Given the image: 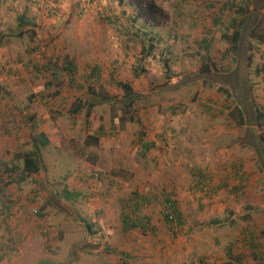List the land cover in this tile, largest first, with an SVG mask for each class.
Wrapping results in <instances>:
<instances>
[{
  "label": "rangeland",
  "instance_id": "374dc122",
  "mask_svg": "<svg viewBox=\"0 0 264 264\" xmlns=\"http://www.w3.org/2000/svg\"><path fill=\"white\" fill-rule=\"evenodd\" d=\"M142 1L162 14L144 17ZM255 2L0 0V161L31 147L19 125L33 117L51 142L43 165L62 158L63 168L3 178L9 229L26 246L10 252L12 233L0 230V264H264L253 117L264 111V0ZM230 29H242L237 54ZM80 100L96 104L91 114L73 112ZM238 105L244 126L229 117ZM96 134L98 144L86 141ZM126 218L145 230H125Z\"/></svg>",
  "mask_w": 264,
  "mask_h": 264
},
{
  "label": "trees",
  "instance_id": "16d2710c",
  "mask_svg": "<svg viewBox=\"0 0 264 264\" xmlns=\"http://www.w3.org/2000/svg\"><path fill=\"white\" fill-rule=\"evenodd\" d=\"M244 1H248V0H244ZM255 1L256 0H249V5H252V4L254 5L256 3ZM142 4H144V17L150 18L152 16L151 14H153V13L162 14V9L159 6H157L153 1L150 2L148 5H145L147 3H145V2L143 3V1L141 3H138V5L134 3V5L139 6V7H141ZM249 5H247L245 8H243V6H242L241 9L243 10V13L244 12L251 13V12H249V8H250ZM239 13H241V10ZM24 24H25V21H23V25ZM241 30L242 29H239L237 31H233L232 29H230L231 32L225 34V38L231 40V42L234 43L235 48L232 51L236 54L239 53V51H240L239 44L243 39V33ZM232 31H233V34H232ZM0 46H1V42H0ZM72 65H74V62L70 61L69 67H68V65L66 67H68V71L71 75H75V69L73 68ZM165 65H166V68H165L166 77H167V79H171L172 75L170 74L171 71L169 69L168 62H166ZM97 71H99V68H96V72ZM205 71L210 73L211 69L209 67H205ZM93 72L95 73L94 69H93ZM60 76L61 75H59V72H56L54 74V77H55L54 80H56V77H60ZM94 76H95V74H94ZM118 86L128 94V97L131 98L133 92H131L132 88L129 84L118 83ZM91 90L93 91L95 97H99L100 99L102 98L101 102L106 103V102H109L110 100H112L111 97L108 98V96L106 94H104L103 92H101V90L98 92H95L94 89H91ZM86 105H87V101L80 100L78 102V104H76L75 109H73V112L75 114L80 113L84 109V106H86ZM125 105L128 108L132 107V100L129 101V103H125ZM87 106H88L87 115H89V114H91L92 109L96 106V104L90 103ZM259 110L258 109L255 110L256 114L253 117H254L256 125L262 131L260 139L264 145V111L263 110L259 111ZM244 114L245 113L242 109V106L238 105V106H236V108H234V110H232V112H230L229 117L231 119L233 118L239 124V126H244L247 123V120H246ZM129 117H132V116L130 115ZM133 118L134 117H132L130 119H133ZM24 121H25V124L19 125L20 127H22L19 130L22 133L26 134L27 138L29 139L28 142H30L29 144L31 147H29L27 149H23L21 151L22 153L17 154L15 156L16 160H12L10 162H4L3 160L0 161V198H1V202L3 203L4 209H5L2 212L3 214L2 213L0 214V230L7 229L9 233H12V237L10 238V242H11L10 252L14 251V249L17 245H21L23 243L22 241L24 240V238L22 239L21 235L22 234L25 235V233L23 230H19V233H21V234H20V236H16L13 233L14 230L12 231L9 229L10 223L8 220H10V218L12 216L13 202L11 200L10 195L5 193L6 187L4 185L3 178L7 176L9 179H11L9 184H12V183H15L14 181H16L17 177H19V181L21 183L22 181L24 182V180H26L28 178L34 179L35 177H37V175H40L42 173V171H44V170H47V172L49 174H52L53 176H55L56 174L59 176L63 172V168L61 166V159L62 158L61 159L57 158V161L54 162V164H49L47 166L43 165V155H42L41 149L51 145V142H50L49 136L45 132H38V128H39V124H40L39 121H37L35 119L33 120V118L31 119V117H28V119H25ZM4 129L6 130V128H4ZM89 139H92L94 144H98L100 142V135L96 134V135L88 136L86 141L88 142ZM151 147H154V145L151 144L150 146H148V150L151 149ZM16 161H18L21 164H18ZM94 162H95V160H93L92 163H94ZM19 170H21V172H22L21 176L20 175L18 176ZM15 175H16V178H14V180H13V177ZM41 183H44V182H41ZM64 194H65L66 200H70L73 196L77 195L75 193L70 192V190L69 191L65 190ZM166 201L169 202V205L167 204L168 207H170L172 212H174L175 211L174 206L172 203H170V199L167 198ZM44 211H45V208L43 207L40 209V211H38V210L36 211V215L38 217H40L41 219H44L46 216ZM164 218H165L166 223H169V224L175 221V220H173V217L170 216L168 213L164 214ZM219 221H220V223L224 222V220H219ZM123 223H124V227H125L124 229L125 230L137 229V228L145 230V227L142 226V224H139V222H137V221L131 222L128 218L124 219ZM42 232L44 235H48L47 232H45L41 229V234H42ZM263 234H264V232H263ZM4 246H5V244L2 243L1 247H4ZM23 246H26V242L23 243ZM18 248L20 249V247H18Z\"/></svg>",
  "mask_w": 264,
  "mask_h": 264
},
{
  "label": "crops",
  "instance_id": "0c3cea01",
  "mask_svg": "<svg viewBox=\"0 0 264 264\" xmlns=\"http://www.w3.org/2000/svg\"><path fill=\"white\" fill-rule=\"evenodd\" d=\"M2 33V36H4V33L3 32H1ZM6 35V34H5ZM33 118V117H32ZM34 119V118H33ZM42 132H45L47 135H48V133L45 131V130H43ZM22 151V150H21Z\"/></svg>",
  "mask_w": 264,
  "mask_h": 264
}]
</instances>
